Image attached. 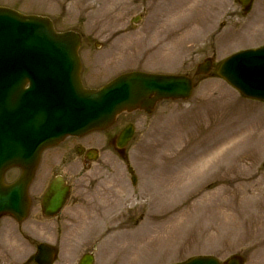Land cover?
Returning <instances> with one entry per match:
<instances>
[{
	"label": "rangeland",
	"instance_id": "1",
	"mask_svg": "<svg viewBox=\"0 0 264 264\" xmlns=\"http://www.w3.org/2000/svg\"><path fill=\"white\" fill-rule=\"evenodd\" d=\"M64 1L0 0V5L43 13L56 29L79 31L81 77L89 87L130 69L193 75L212 52L202 50L208 48L201 45L206 34L217 30L222 36L216 64L209 74L195 76L188 99L163 100L149 114L122 117L134 124L124 154L136 173L131 202L141 216L126 223V230L101 227L97 250L107 248L114 264H167L196 254L223 260L237 255L242 264H264V103L241 98L215 74L217 61L230 50L264 44V28L255 18L260 0L245 16L236 0ZM113 130L91 132L80 141L97 146L104 158L115 157L122 197L130 188L123 184L124 162L112 148H102ZM102 165L101 157L85 172L103 171ZM60 171L72 176L83 169L68 159ZM40 184L33 181L32 188ZM0 220L12 224L7 216ZM22 227L37 235L27 220ZM1 236V248L17 256L14 229L0 226Z\"/></svg>",
	"mask_w": 264,
	"mask_h": 264
},
{
	"label": "water",
	"instance_id": "2",
	"mask_svg": "<svg viewBox=\"0 0 264 264\" xmlns=\"http://www.w3.org/2000/svg\"><path fill=\"white\" fill-rule=\"evenodd\" d=\"M79 42L74 32H55L46 17L0 7V214L18 219L25 214L27 186L44 147L68 134L104 128L122 111H151L159 99L184 98L191 92L186 76L138 71L86 89L79 79ZM209 68V61L198 66L202 72ZM217 74L243 96L264 100V46L232 54ZM131 133L130 127L124 129L119 145ZM11 166L20 167L21 174L6 185L3 173ZM50 190L57 191V203L60 191L55 185ZM181 264L221 263L214 257H194Z\"/></svg>",
	"mask_w": 264,
	"mask_h": 264
},
{
	"label": "flooded vegetation",
	"instance_id": "3",
	"mask_svg": "<svg viewBox=\"0 0 264 264\" xmlns=\"http://www.w3.org/2000/svg\"><path fill=\"white\" fill-rule=\"evenodd\" d=\"M79 145L73 139H67L60 145L52 147L45 152L41 165L50 175L44 184L29 192L32 216L29 227L36 230L37 235H31L30 229L23 230L21 224L23 221L17 222L19 224L17 228L25 239H34L33 237H36V239L41 241L38 237H42L43 241L58 243L73 238L77 239L81 244L91 243L92 240L94 241L97 238V233L102 224H114L116 221L118 223L116 218L119 215L116 207L113 206L114 202H116V197L111 193H104L111 192L114 189L109 188L111 186L109 180L102 178L103 173H91L92 177H75L71 180L65 174L60 173L59 169L68 159L81 160L82 167L90 168L88 154L92 146ZM58 174L65 178L66 184L69 186V192L61 209L54 214L48 215L45 212L46 209L42 199L49 181ZM79 174L84 175L86 172L82 171ZM77 189L81 190L82 193H74ZM93 192L94 194H92ZM77 206L78 208H75ZM133 213L134 211H132ZM132 218L133 216L127 213L123 222H129ZM89 251L92 250H86V252ZM69 262V257H63L58 260L59 264H69ZM21 264L37 263L33 261V254H30Z\"/></svg>",
	"mask_w": 264,
	"mask_h": 264
},
{
	"label": "bare ground",
	"instance_id": "4",
	"mask_svg": "<svg viewBox=\"0 0 264 264\" xmlns=\"http://www.w3.org/2000/svg\"><path fill=\"white\" fill-rule=\"evenodd\" d=\"M260 254L263 256V260H264V247L262 248V251L260 252Z\"/></svg>",
	"mask_w": 264,
	"mask_h": 264
}]
</instances>
